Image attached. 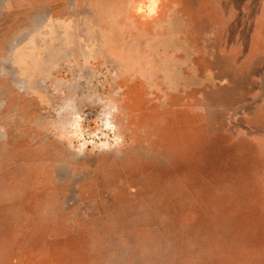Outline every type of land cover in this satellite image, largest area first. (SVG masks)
I'll return each mask as SVG.
<instances>
[{"label":"rangeland","instance_id":"rangeland-1","mask_svg":"<svg viewBox=\"0 0 264 264\" xmlns=\"http://www.w3.org/2000/svg\"><path fill=\"white\" fill-rule=\"evenodd\" d=\"M0 264H264V0H0Z\"/></svg>","mask_w":264,"mask_h":264}]
</instances>
